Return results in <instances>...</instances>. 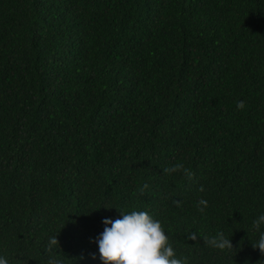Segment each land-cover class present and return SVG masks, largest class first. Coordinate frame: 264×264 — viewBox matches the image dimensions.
I'll return each mask as SVG.
<instances>
[{
  "label": "trees",
  "instance_id": "16d2710c",
  "mask_svg": "<svg viewBox=\"0 0 264 264\" xmlns=\"http://www.w3.org/2000/svg\"><path fill=\"white\" fill-rule=\"evenodd\" d=\"M119 210L189 264H264V0H0V255L102 264Z\"/></svg>",
  "mask_w": 264,
  "mask_h": 264
},
{
  "label": "clouds",
  "instance_id": "9594fccd",
  "mask_svg": "<svg viewBox=\"0 0 264 264\" xmlns=\"http://www.w3.org/2000/svg\"><path fill=\"white\" fill-rule=\"evenodd\" d=\"M178 170H182L188 178L193 175L190 169L179 163L164 169L168 173ZM207 203L206 200L201 199L197 204L199 211L203 212ZM102 206L112 208L107 205ZM119 212L120 215L116 219L103 218L104 229L96 238L102 264H189L187 256L181 257L176 254L160 220L154 219L144 210L128 212L119 210ZM252 224L257 232V239L252 246L264 252V212H260ZM188 239L196 241L197 233H189ZM51 240L57 242L55 236ZM205 243L217 250L233 248L231 239L223 232L205 238ZM0 264H8V260L3 255H0ZM49 264H61V261L50 259Z\"/></svg>",
  "mask_w": 264,
  "mask_h": 264
}]
</instances>
